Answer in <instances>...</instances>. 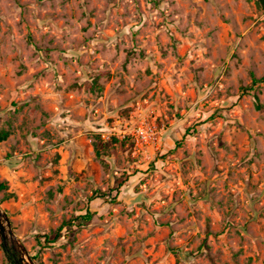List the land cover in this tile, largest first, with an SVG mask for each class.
Instances as JSON below:
<instances>
[{"label": "rangeland", "instance_id": "obj_1", "mask_svg": "<svg viewBox=\"0 0 264 264\" xmlns=\"http://www.w3.org/2000/svg\"><path fill=\"white\" fill-rule=\"evenodd\" d=\"M252 73L258 0H0V206L34 263L264 264Z\"/></svg>", "mask_w": 264, "mask_h": 264}, {"label": "water", "instance_id": "obj_2", "mask_svg": "<svg viewBox=\"0 0 264 264\" xmlns=\"http://www.w3.org/2000/svg\"><path fill=\"white\" fill-rule=\"evenodd\" d=\"M0 236L4 246H10V251L16 255L14 264H35L26 247L16 236L10 218L0 206Z\"/></svg>", "mask_w": 264, "mask_h": 264}, {"label": "trees", "instance_id": "obj_3", "mask_svg": "<svg viewBox=\"0 0 264 264\" xmlns=\"http://www.w3.org/2000/svg\"><path fill=\"white\" fill-rule=\"evenodd\" d=\"M258 5L262 8H264V0H258ZM264 83V75L261 76V77H257L254 73H252V80H251V84L249 86V89L251 90H254L256 88L257 85L259 84H262ZM256 99L258 100V96L256 95ZM257 107H261L260 104L257 105ZM8 133L7 132H3L1 135H0V139H4L5 137H7ZM125 184V181H121L119 184H118V190L120 187H122L123 185ZM8 187L7 183L6 182H0V191L1 190H4ZM100 193V196L102 197L103 195L105 196V193H102V192H98ZM93 217V214L90 212V211H87L85 214H82L80 216H78L76 219L80 222H84V221H89L91 220ZM73 221H75L74 219L72 220H68V221H65L64 224H62L56 231H55V236L52 238L49 234H45L43 236H39V244L40 245H44V244H47L49 242H54L56 241L60 236H61V229L64 227V226H69V225H72L73 224ZM9 257L10 259L13 261V263L15 262V259H16V255L12 252V251H9Z\"/></svg>", "mask_w": 264, "mask_h": 264}]
</instances>
